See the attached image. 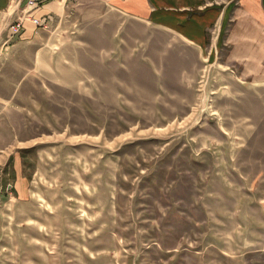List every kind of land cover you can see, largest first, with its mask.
I'll use <instances>...</instances> for the list:
<instances>
[{"label":"rangeland","instance_id":"rangeland-1","mask_svg":"<svg viewBox=\"0 0 264 264\" xmlns=\"http://www.w3.org/2000/svg\"><path fill=\"white\" fill-rule=\"evenodd\" d=\"M43 17L0 60V264H264V92L98 1Z\"/></svg>","mask_w":264,"mask_h":264},{"label":"crops","instance_id":"crops-1","mask_svg":"<svg viewBox=\"0 0 264 264\" xmlns=\"http://www.w3.org/2000/svg\"><path fill=\"white\" fill-rule=\"evenodd\" d=\"M70 0H51L35 14H61ZM148 25L167 30L209 60L213 75L264 92V0H95ZM26 0H0V60L13 59L14 46L35 43L37 26L24 20L21 34L11 24L24 15ZM38 42V41H37ZM37 48L34 58L38 56ZM28 55V53H26ZM219 88H229L219 83ZM264 252V247L250 252Z\"/></svg>","mask_w":264,"mask_h":264},{"label":"built area","instance_id":"built-area-1","mask_svg":"<svg viewBox=\"0 0 264 264\" xmlns=\"http://www.w3.org/2000/svg\"><path fill=\"white\" fill-rule=\"evenodd\" d=\"M46 1L47 0H26L27 10L24 15L16 20L15 23L11 24L12 33L16 34L23 28L25 19H29L36 26L42 25L46 20V17H43L44 15L37 16L35 12L40 8L39 6L43 5Z\"/></svg>","mask_w":264,"mask_h":264}]
</instances>
